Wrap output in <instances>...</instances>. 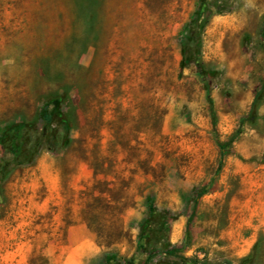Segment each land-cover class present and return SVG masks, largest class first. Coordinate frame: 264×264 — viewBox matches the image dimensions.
Instances as JSON below:
<instances>
[{
	"label": "rangeland",
	"instance_id": "374dc122",
	"mask_svg": "<svg viewBox=\"0 0 264 264\" xmlns=\"http://www.w3.org/2000/svg\"><path fill=\"white\" fill-rule=\"evenodd\" d=\"M104 253L264 264V0H0V264Z\"/></svg>",
	"mask_w": 264,
	"mask_h": 264
},
{
	"label": "trees",
	"instance_id": "16d2710c",
	"mask_svg": "<svg viewBox=\"0 0 264 264\" xmlns=\"http://www.w3.org/2000/svg\"><path fill=\"white\" fill-rule=\"evenodd\" d=\"M51 113H52L51 109L48 108L47 105H44V107L41 109V117L44 121V128H43L44 131L42 132L43 136L45 135V133L47 134V132L49 130ZM20 127H21V124L14 125L12 127V129H14L15 131L7 142L8 146H10L13 151H16L19 147V145L17 144V141H18V135L20 134V130H19ZM145 203H146L148 215H151L153 213V199H152V197L147 196ZM180 249H181V247L170 246L169 248H164L162 250V253H164L166 255H170V254H173L174 251L180 250ZM148 256H151V254H148ZM125 261L127 264H130L131 260H130V258H128ZM99 264H117V262L115 261V256L113 253H104L102 258H101V262ZM220 264H225V263H220Z\"/></svg>",
	"mask_w": 264,
	"mask_h": 264
}]
</instances>
